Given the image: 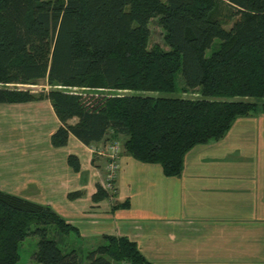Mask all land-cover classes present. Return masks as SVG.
Returning <instances> with one entry per match:
<instances>
[{"label":"trees","instance_id":"16d2710c","mask_svg":"<svg viewBox=\"0 0 264 264\" xmlns=\"http://www.w3.org/2000/svg\"><path fill=\"white\" fill-rule=\"evenodd\" d=\"M152 19L166 50L149 47ZM39 81L49 90L33 91ZM41 100L59 122L52 147L70 136L85 146L121 141L125 154L177 177L193 147L264 115V0H0V104ZM67 163L80 171L76 156ZM111 196L97 185L92 200ZM50 227L76 232L50 207L0 191V264H17L29 236L35 264H151L112 236L81 260Z\"/></svg>","mask_w":264,"mask_h":264},{"label":"crops","instance_id":"0c3cea01","mask_svg":"<svg viewBox=\"0 0 264 264\" xmlns=\"http://www.w3.org/2000/svg\"><path fill=\"white\" fill-rule=\"evenodd\" d=\"M58 127L48 100L0 104V191L50 207L87 245L126 237L151 264H264V115L193 147L177 177L121 152L113 196L99 202L92 196L107 184L104 145L70 136L54 148Z\"/></svg>","mask_w":264,"mask_h":264},{"label":"rangeland","instance_id":"374dc122","mask_svg":"<svg viewBox=\"0 0 264 264\" xmlns=\"http://www.w3.org/2000/svg\"><path fill=\"white\" fill-rule=\"evenodd\" d=\"M148 28L150 31V37H149V47H152L153 45H159L162 49H167L165 44H164V29L162 26L159 24L158 19H152L149 24ZM217 42V41H215ZM31 89L35 92H39L42 89H45L46 91L49 90V87L46 86L45 81H39L38 85L32 86ZM126 93V92H125ZM130 94V93H126ZM147 95H153L152 93L147 94ZM183 97L186 98H195L198 97L195 94H184ZM47 117L45 118L43 116L42 118V123H38L39 126H42V130H44L48 125H47ZM75 121H72L71 123H74ZM33 131H38V137L43 138V136H40L41 134L39 133V130H33ZM120 142L121 145V152L122 150V142ZM102 156V155H100ZM103 157V156H102ZM103 159H106V157H103ZM104 162V160H103ZM103 164V163H102ZM107 165V161H106ZM116 176V174H115ZM110 195H113V186L111 185L109 189L107 190ZM74 232H71L67 235H60L57 233L56 229L54 227L49 228V238L50 239H55L57 242V245L63 252H68L72 249L76 250L79 254V258L81 260H84V257L86 256L87 252L94 249L99 245V243H94L93 245H87L83 240H80L76 238ZM37 248V238L33 236L27 237L23 242L20 243L19 245V260L17 264H35V262L32 259L33 254L35 253ZM152 264H159L156 260L153 259ZM162 262H160L161 264ZM113 264H128V262L123 261V262H113Z\"/></svg>","mask_w":264,"mask_h":264},{"label":"built area","instance_id":"2783aa9c","mask_svg":"<svg viewBox=\"0 0 264 264\" xmlns=\"http://www.w3.org/2000/svg\"><path fill=\"white\" fill-rule=\"evenodd\" d=\"M98 153L99 155H102L103 157L107 158V165H106L107 184L104 189L108 190L109 187L112 185V182L115 178V174L117 173L119 168L117 159L119 157V154L121 153V145L119 142H112L106 144L99 148Z\"/></svg>","mask_w":264,"mask_h":264}]
</instances>
